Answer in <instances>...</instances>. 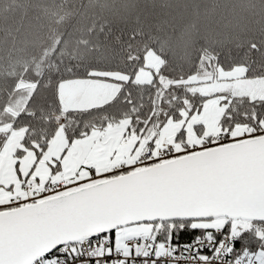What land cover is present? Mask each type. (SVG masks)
<instances>
[{
    "label": "snow or ice",
    "instance_id": "6c2138e0",
    "mask_svg": "<svg viewBox=\"0 0 264 264\" xmlns=\"http://www.w3.org/2000/svg\"><path fill=\"white\" fill-rule=\"evenodd\" d=\"M68 2L44 10L35 55L0 64V264H264V39L233 54L197 46L195 21L85 11L69 41ZM114 135L107 170L66 168ZM160 185L191 190L145 191Z\"/></svg>",
    "mask_w": 264,
    "mask_h": 264
},
{
    "label": "trees",
    "instance_id": "16d2710c",
    "mask_svg": "<svg viewBox=\"0 0 264 264\" xmlns=\"http://www.w3.org/2000/svg\"><path fill=\"white\" fill-rule=\"evenodd\" d=\"M60 3L61 0H0V64L6 67L10 61L37 53L34 45L46 31L40 27L46 23L44 10L57 11ZM109 3L110 8L101 9L89 7L88 0H69L65 7L77 15L64 25V39L73 41L79 36L74 29L81 19L79 13L85 11L89 15L118 16L129 21L139 15L142 20L161 23L165 31L195 21L199 30L195 37L197 46L204 43L205 34L211 33L214 39L223 41L225 52L232 50L233 54L237 42L246 48L248 42L264 39V7L260 0H109ZM252 57L260 60L258 53ZM3 83L10 86L11 80Z\"/></svg>",
    "mask_w": 264,
    "mask_h": 264
},
{
    "label": "rangeland",
    "instance_id": "374dc122",
    "mask_svg": "<svg viewBox=\"0 0 264 264\" xmlns=\"http://www.w3.org/2000/svg\"><path fill=\"white\" fill-rule=\"evenodd\" d=\"M114 136H117V135H114ZM117 146H118V139H115L112 136H109L108 138L105 139L103 143H97L94 145L91 143L87 145L77 144V145H74L72 149L76 147V149L78 148L80 152H82V150L85 151L86 154H87V151H89V155H91L93 159L97 160L100 166L108 168L111 166L110 158L112 157L113 150L117 149L118 148ZM30 161L31 163H34L35 158L33 157L31 160H28L26 167L31 165ZM11 165H12L11 159L6 151L2 156H0V166L3 167L4 171H6L11 168Z\"/></svg>",
    "mask_w": 264,
    "mask_h": 264
},
{
    "label": "crops",
    "instance_id": "0c3cea01",
    "mask_svg": "<svg viewBox=\"0 0 264 264\" xmlns=\"http://www.w3.org/2000/svg\"><path fill=\"white\" fill-rule=\"evenodd\" d=\"M112 137L115 139H118V146L117 147L119 149V154L122 156L125 153L127 146L123 145L122 142H120V138L118 135L112 136ZM54 154H57V155L59 154L58 151H55V146H54ZM30 163H31V161H30ZM64 163L66 165V168L68 170H71V171H75L79 167L80 164H87L88 163V165L100 166L99 163L97 162V160L93 159L92 156L89 155V151H87V154H86L85 151L82 150V152H80L78 150V148L76 149V147H74V149L70 150L69 155L65 158ZM116 165H118V164H116ZM100 167H101V170H107V168H105L103 166H100ZM41 170H43V165H41ZM8 171H9V169L4 171L5 179L11 180L14 178V174L9 176L7 174Z\"/></svg>",
    "mask_w": 264,
    "mask_h": 264
},
{
    "label": "water",
    "instance_id": "95a60500",
    "mask_svg": "<svg viewBox=\"0 0 264 264\" xmlns=\"http://www.w3.org/2000/svg\"><path fill=\"white\" fill-rule=\"evenodd\" d=\"M177 190H183V191H190L191 189H177L171 185H160L158 187H154L151 189H146L145 191H151V192H158V193H167ZM81 212L80 209H70L69 210V216L75 218L77 215H79Z\"/></svg>",
    "mask_w": 264,
    "mask_h": 264
},
{
    "label": "built area",
    "instance_id": "2783aa9c",
    "mask_svg": "<svg viewBox=\"0 0 264 264\" xmlns=\"http://www.w3.org/2000/svg\"><path fill=\"white\" fill-rule=\"evenodd\" d=\"M116 167H119V165H116Z\"/></svg>",
    "mask_w": 264,
    "mask_h": 264
}]
</instances>
